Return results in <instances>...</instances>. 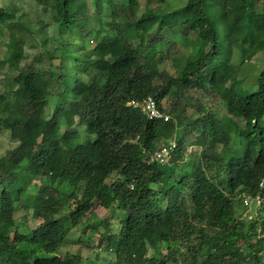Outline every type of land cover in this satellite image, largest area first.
<instances>
[{"label":"trees","instance_id":"1","mask_svg":"<svg viewBox=\"0 0 264 264\" xmlns=\"http://www.w3.org/2000/svg\"><path fill=\"white\" fill-rule=\"evenodd\" d=\"M1 1L0 133L14 147L0 157V264H82L79 248L61 254L82 222L112 264H264V66L253 90L238 75L264 58V0H32L64 36L41 68L22 63L25 27ZM175 30L190 55H171ZM146 97L167 121L128 105ZM170 142L168 164L148 161Z\"/></svg>","mask_w":264,"mask_h":264},{"label":"rangeland","instance_id":"2","mask_svg":"<svg viewBox=\"0 0 264 264\" xmlns=\"http://www.w3.org/2000/svg\"><path fill=\"white\" fill-rule=\"evenodd\" d=\"M140 4V12L144 10L145 7L153 8L157 6H163L159 0H138ZM165 4L169 6L176 7L179 6L183 0H164ZM1 3L8 6L11 10L16 13V17L19 18L22 25L25 27L23 33H16V36L24 40V50L25 59L23 64H32L34 67H47L49 64V56L54 55L57 47H59L60 40L64 39V36L60 35L56 25L52 20V13L44 12L37 6L32 0H2ZM33 33V34H32ZM167 37L174 40L176 47L172 51L171 55L174 54L179 57H185L192 53L194 47L189 44V42L182 38L178 32L175 30L174 33L166 32ZM9 36V31L6 29L3 31L2 37H0V56L3 54L4 45ZM56 60V59H55ZM264 58L262 54H257L251 60L246 61L238 70V75L241 78L240 85L244 88L253 90L255 88V81L259 74V69L264 65ZM160 68H171L173 71L171 59H167L162 62ZM171 71V72H172ZM46 82L52 85L53 82L50 78H46ZM229 84V83H228ZM225 85V87L228 86ZM229 84L228 87H230ZM227 92L222 91V95H226ZM166 105V104H164ZM191 114V110H189ZM81 137H85L86 134L82 127L77 126L75 128ZM14 147V143L9 139L8 132L0 133V157L3 156L8 150ZM192 148H189V151ZM243 201V200H242ZM239 211L242 212V216L247 217L253 214L255 206L251 204L249 208L245 209L242 207V203L239 206ZM116 212L105 210L101 207L97 208L93 213V217L97 221L105 219L109 224V227H113L117 221ZM84 222H82L78 227L74 228L70 234L69 240L71 242H76V240L81 239L82 242L77 245L67 244L65 248L61 251V254L71 251L76 252L75 249L79 248V257L82 264H112V259L103 251V248H97V241L90 239L87 234H82L81 230L84 227ZM27 225L30 228H34L35 222L27 221ZM102 227L99 231L102 232Z\"/></svg>","mask_w":264,"mask_h":264},{"label":"built area","instance_id":"3","mask_svg":"<svg viewBox=\"0 0 264 264\" xmlns=\"http://www.w3.org/2000/svg\"><path fill=\"white\" fill-rule=\"evenodd\" d=\"M128 105L134 109H137L148 120L167 121L169 118V115L161 111L155 100L151 97L131 100ZM174 147V142H170L168 145L156 149L151 154H149L148 161L151 163H157L159 165L168 164L170 162L171 152L173 151ZM259 186H264V179L260 181ZM252 203H255V207L257 208L261 203L259 196H256L253 200H250L248 197L243 198V205L245 207H249ZM251 217V215L247 216L248 219H251Z\"/></svg>","mask_w":264,"mask_h":264}]
</instances>
